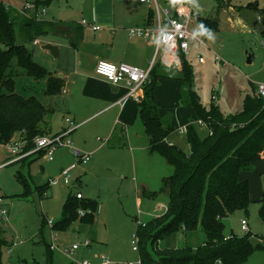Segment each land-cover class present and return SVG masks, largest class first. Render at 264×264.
Listing matches in <instances>:
<instances>
[{"label": "rangeland", "instance_id": "obj_1", "mask_svg": "<svg viewBox=\"0 0 264 264\" xmlns=\"http://www.w3.org/2000/svg\"><path fill=\"white\" fill-rule=\"evenodd\" d=\"M2 1L14 15L24 9L27 1L34 0ZM183 1L191 4L198 16L213 17L219 21V30L207 32L200 24L198 16L193 17L191 22V31L203 38L207 45L201 47L196 42L187 56L195 74L194 89L207 107L215 104L224 114L241 111L245 98L252 95L255 92L254 88L259 84H264V0ZM158 2L164 7L163 0ZM120 3L121 0H55V19L62 18L66 25L74 27L79 26L82 19L89 21L94 19L95 24L105 28L103 23L97 20V12L105 17L106 9L111 13L113 4L117 10ZM146 6L149 4L146 3ZM48 18L54 20L53 15H49ZM22 28L19 23L15 26L17 43L25 42ZM88 28L90 27H84L85 31L90 32ZM51 38H53L51 34L40 36L42 44L39 46ZM26 45L32 50L29 41H26ZM217 56L220 57L219 60L216 59ZM198 57L204 58L205 62H199ZM15 71L17 92L26 96L36 95L44 104L49 103L54 97L49 98L44 94V80L28 78L18 66ZM178 106L185 107V104L180 102ZM172 109L175 110L176 107L167 108L164 115L162 114L166 124L170 123L171 115H174ZM114 111L115 109L104 115L96 114L92 118L93 121L87 120L72 133L70 139L74 147L84 153H90L92 162L72 171L68 185L57 180L62 169L78 160L71 148L57 149L53 160L44 154L30 165L21 161L0 168V195L4 197L10 210L9 221L2 227L6 239L13 243L4 249L3 264H48L47 244L51 245L55 235H58L60 248H56L52 253L53 264H72L73 261L65 256L63 249L85 241H89L90 245L82 246L76 252L75 261L94 259L95 254L107 256L114 262L113 264H127L140 260V253L133 250L132 243L133 235L138 228V216L141 222H146L166 212L169 196L165 191H161L162 180L173 173V167L163 156L150 158L144 147L135 150L133 144L127 142L126 137L114 136L111 139L108 128L112 127V121L115 119ZM190 112L191 118H195L196 121L194 110ZM64 115L71 116L68 113ZM58 117L55 122L54 119ZM61 119L64 121L60 113L47 116L49 130L52 128L53 132L57 131ZM196 123L193 124L198 128L200 135L207 134L208 130ZM172 137H180L177 145L189 151L186 134L177 133ZM114 143L120 147H115ZM12 157L13 155L8 154L0 146V164L11 160ZM18 171L30 177L33 187L50 185L45 194L41 195L35 188L30 195L22 196L24 187L16 178ZM240 176L249 182L251 198L255 201L251 203L248 211L238 210L225 220V233L246 234L241 224L242 219H246L253 234L251 240L255 245L264 242V222L260 218L259 201L264 197V160L254 162L242 170ZM80 190L85 198H95L98 201L93 224L76 221L64 231L53 229L49 222L42 226L43 216L48 221L60 220L68 194L71 192L76 194ZM204 240L205 233L200 228L188 232L187 235L181 231L168 235L159 241L158 245L180 247L188 243L197 246ZM242 264H264V249L256 250Z\"/></svg>", "mask_w": 264, "mask_h": 264}, {"label": "trees", "instance_id": "obj_2", "mask_svg": "<svg viewBox=\"0 0 264 264\" xmlns=\"http://www.w3.org/2000/svg\"><path fill=\"white\" fill-rule=\"evenodd\" d=\"M52 1L37 0L34 4L46 7ZM29 13L22 10L12 15L0 0V45L3 46L0 47V143L19 134L27 141L28 148L33 146L35 137L50 132L46 118L52 115L53 109L36 95L17 92L15 68H22L32 80H44L43 91L47 96L61 94L64 87L61 77L34 60L33 51L26 43L16 42L17 23L32 31L25 42L59 29L58 22L24 16ZM198 18L206 29H218L215 19ZM180 58L182 68L174 77L179 82L181 101L194 110L197 123L199 120L206 123L208 133L201 136L196 125L189 124L188 152L168 140L174 127L163 121L154 96L159 79L168 75L160 71L159 61L154 63L143 87L144 96L138 101L139 118L148 135L150 151L165 157L173 173L162 180L161 191L169 196L166 212L152 217L143 226L138 225L140 261L141 264H242L256 250L264 249V242L254 245L251 231L244 235H227L225 220L238 210L248 211L255 201L251 198L249 182L240 174L254 162L264 160V96L258 95L254 88L255 92L245 98L243 109L234 114H224L215 104L207 107L194 89L192 64L184 53H180ZM16 178L24 187L22 196L30 195L35 188L42 195L49 188V185L33 187L30 177L22 171L17 172ZM259 201L260 218L264 222V197ZM80 209L86 210V214L80 215ZM97 209V200L78 199L76 194L70 193L61 219L54 222L52 228L64 231L76 221L93 224ZM45 218L42 217V226L47 222ZM200 228L205 240L197 246L188 243L182 247L158 245L168 235L178 231L187 235ZM12 244L0 226V264H3L4 249ZM52 253L47 244L48 264H53Z\"/></svg>", "mask_w": 264, "mask_h": 264}, {"label": "crops", "instance_id": "obj_3", "mask_svg": "<svg viewBox=\"0 0 264 264\" xmlns=\"http://www.w3.org/2000/svg\"><path fill=\"white\" fill-rule=\"evenodd\" d=\"M35 1L37 0L27 2H31L33 5H35ZM54 1L55 0H53L50 5L45 7L46 13L44 17L39 20L54 23L58 22L59 29L47 33L53 35V38L48 40V42L43 44L41 47L39 46L42 44L40 36L28 40L32 44L31 46L34 60L45 66L52 74L57 75L64 80V87L61 94L55 95L53 97L54 99L52 96L48 95L49 98L52 99H50L51 101L49 103H45L47 107L53 109L52 115H54V113H60L64 117V121L61 119L58 130L53 132L51 128L49 133L56 134L63 131L67 127V117H71V119L80 127L89 119L93 121L92 118L96 114L104 115L115 109V119L112 121V127L108 128L109 137L111 139L114 136L126 137L127 142L133 144L135 150L140 147H144L150 158H155V156L160 155L159 153L151 152L149 149L148 135L146 134L144 126L142 125L139 118L138 101L130 98L127 101L120 102L128 92V85L125 82L114 85L96 73V66L99 60H107L115 63L124 62L131 65H136L143 69H147L152 62L156 63L159 61L162 65L160 71L164 74H167L168 76L161 77L159 79V85H157L155 88L154 96L159 107V114L161 117L162 114L164 115L167 108H172L174 106L176 107L175 110L172 109L174 115H171V121L170 123L167 122V124L174 127L173 132L168 136V140L174 144H177L180 140V137L172 136L179 133V129L183 126H187L196 122L195 118H191V107L178 106V103L182 101L179 100L181 99L179 82L174 76H176L178 72L181 71V58L176 61V63H172L174 58L166 51L163 53V55L161 54L154 60L155 45L153 38L146 39L145 37L129 36V30L131 28H154L157 26V18L152 5L149 4V6H146V3L139 0H121L120 6L117 10L115 9L114 4L111 13H108L109 11L107 9L106 11L104 10L106 12L105 17H103L100 12H97V20L99 19L105 28L101 27L99 24H95L94 19H92V21L86 19L90 25L100 26L99 30H94L92 27H90L88 28L90 29V32H87L84 29L86 26L82 24L83 19L80 22V25L77 27L66 25L62 18H58L56 20ZM180 1L183 0H174V2L171 0H163L164 7L162 6V8L173 12ZM32 15L33 12L29 13V16H27V14L24 16L29 18ZM49 15H53L54 20L49 19ZM199 16L215 19L218 22L217 30H219L218 19L203 15ZM203 28L206 32L214 31L208 30L204 26ZM30 32L32 31L28 27L22 28V37L24 40L30 37ZM35 40H38L37 44L34 43ZM50 43L58 47L57 56H54L49 50L44 49V45ZM195 43H193V45ZM199 45L203 47L201 44ZM59 96H62L59 98L62 101L56 99ZM65 113H68L69 115L71 114V116H65ZM58 119L59 117L54 119V121L56 122ZM52 123L53 120L51 118V124ZM118 128L119 131H117ZM117 134L119 135L116 136ZM15 137L18 138L19 134L15 135ZM109 141L110 139L108 142ZM115 144L116 143H114L115 147H120V145ZM41 156L42 154L29 157L22 160V162L26 165H30L31 162L40 158ZM91 160L87 164L91 163ZM83 166L85 165H81L80 167ZM161 208H163V205ZM163 213L164 212L159 215H162ZM101 255L102 254H95L93 256L94 259H88L94 263H100Z\"/></svg>", "mask_w": 264, "mask_h": 264}, {"label": "built area", "instance_id": "obj_4", "mask_svg": "<svg viewBox=\"0 0 264 264\" xmlns=\"http://www.w3.org/2000/svg\"><path fill=\"white\" fill-rule=\"evenodd\" d=\"M144 3L151 4L154 8L157 26L154 28L151 27H134L129 30L130 37H145L146 39H154L155 45V57L154 60L161 53L166 51L173 56L172 63H176L180 59V53H184L188 56L193 43L198 42L202 46H206L203 38L194 34L190 29L191 20L193 17L197 16V13L191 7V4H186L183 1H180L175 7L174 11L168 9H163L158 0H139ZM23 12H33V15L36 19H41L46 13V8L44 6L36 7L32 3H27L24 6ZM82 24L85 26L92 27L94 30H99L100 26L90 25L86 19H83ZM35 44L38 43V40L34 41ZM216 59H220L219 56ZM200 62H204V58L199 57ZM154 65V62L150 64L147 69H143L136 65H131L128 63L120 62L115 63L107 60H99L96 66V73L105 78L110 83L117 85L119 83L125 82L128 85V92L125 97L120 101L124 102L132 98L136 101H139L144 96L143 87L146 82L149 80L150 71ZM258 95L264 96V84H259L256 89ZM215 98V94L213 95ZM67 127L56 134L47 133L40 135L34 138L33 146L28 148V143L23 137H13L6 142L0 143L8 154L13 155L12 159L9 161L2 162L0 168L6 167L10 164L20 162L29 157L36 155H44L52 160L54 157V152L62 147L73 149L74 155L78 158L76 163H73L69 167L62 169L61 176L57 181H63L64 184H70L71 173L78 166L86 165L92 158L90 153H84L78 148L74 147L73 142L70 137L74 130H76L79 125H77L70 117L66 118ZM198 124L203 127H207L206 123L199 120ZM179 133L187 134L188 125L183 126L179 129ZM98 140H101L98 138ZM107 141V140H106ZM53 183L56 182L52 181ZM52 183V184H53ZM78 199H83L84 195L81 191L76 192ZM141 213V211H140ZM80 215L86 214V210L80 209ZM10 212L9 208L5 202L3 196L0 195V226L9 221ZM138 216V225H145L144 222L139 220ZM50 224H54V221L50 219ZM242 230L244 232H249L250 228L246 219H242ZM58 235L53 236V242L50 245L51 250L60 248L58 244ZM133 250L138 251V235L135 232L133 235ZM90 242L85 241L79 244H74L73 246L66 247L63 249L65 256L70 258L74 264H113L112 260L105 255L100 256V263H94L88 258H85L81 261H75L76 252L83 246L89 247ZM127 264H141V261L138 262H128Z\"/></svg>", "mask_w": 264, "mask_h": 264}, {"label": "water", "instance_id": "obj_5", "mask_svg": "<svg viewBox=\"0 0 264 264\" xmlns=\"http://www.w3.org/2000/svg\"><path fill=\"white\" fill-rule=\"evenodd\" d=\"M44 49L49 50L54 56H57L58 54V47L51 43L44 45ZM249 60L251 61L250 57H249Z\"/></svg>", "mask_w": 264, "mask_h": 264}, {"label": "clouds", "instance_id": "obj_6", "mask_svg": "<svg viewBox=\"0 0 264 264\" xmlns=\"http://www.w3.org/2000/svg\"><path fill=\"white\" fill-rule=\"evenodd\" d=\"M173 2H174V0H173ZM209 35H210V33H209Z\"/></svg>", "mask_w": 264, "mask_h": 264}]
</instances>
